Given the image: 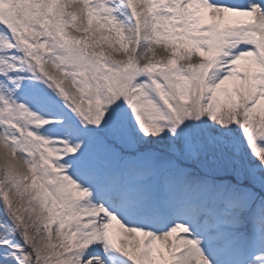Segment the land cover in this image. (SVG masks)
<instances>
[{"label": "snow or ice", "instance_id": "obj_1", "mask_svg": "<svg viewBox=\"0 0 264 264\" xmlns=\"http://www.w3.org/2000/svg\"><path fill=\"white\" fill-rule=\"evenodd\" d=\"M0 264H264V0H0Z\"/></svg>", "mask_w": 264, "mask_h": 264}]
</instances>
